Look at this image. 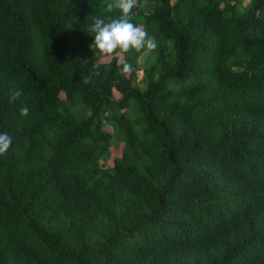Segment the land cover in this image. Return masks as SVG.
Listing matches in <instances>:
<instances>
[{"label": "trees", "instance_id": "trees-1", "mask_svg": "<svg viewBox=\"0 0 264 264\" xmlns=\"http://www.w3.org/2000/svg\"><path fill=\"white\" fill-rule=\"evenodd\" d=\"M109 2L0 0V264H264V0H137L98 65Z\"/></svg>", "mask_w": 264, "mask_h": 264}, {"label": "clouds", "instance_id": "clouds-1", "mask_svg": "<svg viewBox=\"0 0 264 264\" xmlns=\"http://www.w3.org/2000/svg\"><path fill=\"white\" fill-rule=\"evenodd\" d=\"M137 6V0H111L106 6L107 12L118 10V18L94 17L93 24L89 31L94 33L93 43L90 48L98 58V65L116 60L121 62L127 55L141 53L144 50L153 51L157 44L154 37L148 35L147 31L132 22V10ZM134 71L130 63H122L121 74H131ZM92 76L99 77L100 72L94 67L90 76L83 78L82 82L88 84L92 81ZM22 91L17 89L9 97V102L14 103ZM20 114L27 116L29 107L22 106ZM12 145V138L7 133H0V156H6Z\"/></svg>", "mask_w": 264, "mask_h": 264}, {"label": "rangeland", "instance_id": "rangeland-1", "mask_svg": "<svg viewBox=\"0 0 264 264\" xmlns=\"http://www.w3.org/2000/svg\"><path fill=\"white\" fill-rule=\"evenodd\" d=\"M148 51H146V52H144L141 56H140V62H142L143 60H144V58H145V55H146V53H147ZM141 73H142V71H141V69H139L138 70V75H137V80H139L140 79V77H141ZM115 95H119V93H118V91H115V93H114ZM104 127L106 128V129H108V130H112V126L109 124V123H107V122H105L104 123ZM122 146V142H114L112 145H111V147H110V149H111V155H110V157L106 160V163L107 164H112V157H113V155H115V154H118L119 153V150H120V147Z\"/></svg>", "mask_w": 264, "mask_h": 264}]
</instances>
